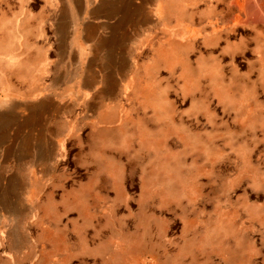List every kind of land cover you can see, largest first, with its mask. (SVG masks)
Here are the masks:
<instances>
[{"label": "rangeland", "instance_id": "rangeland-1", "mask_svg": "<svg viewBox=\"0 0 264 264\" xmlns=\"http://www.w3.org/2000/svg\"><path fill=\"white\" fill-rule=\"evenodd\" d=\"M57 1L0 0V113L49 101L0 124V264H264V0H144L68 63Z\"/></svg>", "mask_w": 264, "mask_h": 264}, {"label": "crops", "instance_id": "crops-1", "mask_svg": "<svg viewBox=\"0 0 264 264\" xmlns=\"http://www.w3.org/2000/svg\"><path fill=\"white\" fill-rule=\"evenodd\" d=\"M57 9H58L57 10L58 19L62 21L63 25L65 26V30L70 29L72 31V34H70L68 37H65L66 39L64 38L62 43L61 41H59L61 44L58 43V47H57V49L59 50V55L61 53L64 56V58L61 59L62 62L64 61L65 63H68L67 59L71 60V57L73 56L75 58V56H77L76 54L80 55L82 53L83 55L87 56L90 55L91 53L92 54L94 53L95 55L99 46L105 49L104 51H106V55H108L109 58L112 60L117 55L118 56L121 55L120 52H115L114 50L119 51L120 49L117 46V44L119 40L121 39L124 40L122 36L123 31L130 30L131 29L130 27L135 26L138 20H143L146 14L152 17L155 6H153V4H147L144 0H58ZM106 25L111 26L110 28L111 31L108 33L107 37L104 36V38L102 37L99 38L100 40L99 42L101 44L98 45L97 34L99 33L103 34L102 27ZM124 26H129V27L125 29ZM73 34L75 36L77 35V37L78 36L81 37L83 42H85L88 46L85 48L83 47L84 45L77 44L73 38ZM91 41H95V43H91ZM5 43H6L5 39L3 40L0 39V50H4ZM85 49L91 52L88 53L81 52ZM28 64H30V60L26 59V63L24 65L21 64L19 66L20 68L22 67L20 70L27 71ZM94 77L88 74V79L86 82L88 84L94 85L96 82H98L97 77L95 78ZM102 95H104L103 92L99 96L101 97ZM46 103H49L48 99L34 101L32 102V104H30V106L27 105L23 107L21 106L18 107L17 104H10L9 109L7 110L8 113L17 110L19 108L24 111V113L27 115V118L29 119L27 120L26 118L24 121H20L21 123H17V124L8 123L10 121L7 122L6 120H10V117L7 118L5 112H4L5 114L0 113V124L2 131H4L8 135V132H10L9 130H12L14 127H17V131L19 132L18 134H23V128L25 122H29L31 125L38 124V122H40V120L46 116L47 107L49 108V105ZM37 112L39 115L35 114ZM11 122H16V121H11ZM1 142H2V138L0 139V144ZM32 142L33 141L30 137L29 138L25 137L24 139L23 138L20 139L19 145L20 148H22L20 154L22 156V159H24L25 163L27 159L31 158V154H30L31 150L29 149L31 147L32 150L33 148L36 149L33 151L34 155L39 153L37 152L38 150L40 151V153H42L40 158H43L42 156L43 152H41L42 143L40 141H37L32 145ZM44 145H46L45 142ZM18 178L19 176L17 177V180L13 182L17 181L19 183L20 182L24 183L23 179L19 178L18 180ZM21 178H23V176H21ZM13 182L5 180L4 176L0 174V209L1 211L11 214L12 216L18 217L21 213L18 212V210L16 209V207L12 202L13 194L9 199L10 203L12 204V205L10 204V206L12 207L9 208L8 205L5 204V202H7L6 193L8 192L14 193L13 184L15 185V183ZM3 195H5V197ZM46 234L47 232H45V235Z\"/></svg>", "mask_w": 264, "mask_h": 264}, {"label": "bare ground", "instance_id": "bare-ground-1", "mask_svg": "<svg viewBox=\"0 0 264 264\" xmlns=\"http://www.w3.org/2000/svg\"><path fill=\"white\" fill-rule=\"evenodd\" d=\"M123 8V7H122ZM115 37V36H114ZM113 47V46H112ZM112 54V53H111ZM115 55V54H114ZM112 58V57H111ZM113 63V62H112ZM93 73V72H92ZM90 76H91V74H89ZM94 77V76H93ZM112 77V76H111ZM90 78V77H89ZM95 78V77H94ZM98 81V80H97ZM88 84V83H87ZM44 103V102H43ZM46 104H48V103H46ZM22 107V106H21ZM18 108V107H17ZM14 109V108H13ZM46 109V108H45ZM31 112V111H30ZM36 112V111H35ZM38 112H39V110H38ZM38 112L37 113H35V114H38ZM43 112V111H42ZM26 115V114H25ZM39 115V114H38ZM27 116V115H26ZM41 116V115H40ZM44 116V115H43ZM27 118V117H26ZM32 118V117H31ZM29 118H27V120H28ZM35 122V121H34ZM9 126V125H8ZM19 129V128H18ZM19 133V132H18ZM29 138V137H28ZM20 144V143H19ZM22 144V143H21ZM25 144V143H24ZM27 145V144H26ZM40 146V145H39ZM29 149H31V148H29ZM21 151H22V148H21ZM50 154V153H49ZM52 155V154H51ZM19 180V179H18ZM11 186V185H10ZM4 188V187H3ZM3 193V192H2ZM11 194V193H10ZM4 197H5V195H3ZM3 204V203H2ZM31 204V203H30ZM7 209V208H6Z\"/></svg>", "mask_w": 264, "mask_h": 264}]
</instances>
